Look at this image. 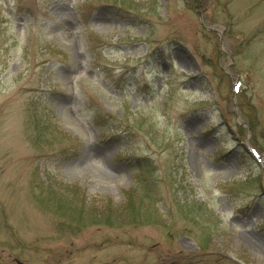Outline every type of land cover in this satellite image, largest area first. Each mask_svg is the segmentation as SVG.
Listing matches in <instances>:
<instances>
[{
	"label": "rangeland",
	"instance_id": "obj_1",
	"mask_svg": "<svg viewBox=\"0 0 264 264\" xmlns=\"http://www.w3.org/2000/svg\"><path fill=\"white\" fill-rule=\"evenodd\" d=\"M192 4L0 0V264H264V0ZM66 188L113 223L121 191L161 210L72 234Z\"/></svg>",
	"mask_w": 264,
	"mask_h": 264
},
{
	"label": "trees",
	"instance_id": "obj_2",
	"mask_svg": "<svg viewBox=\"0 0 264 264\" xmlns=\"http://www.w3.org/2000/svg\"><path fill=\"white\" fill-rule=\"evenodd\" d=\"M189 2L191 4L193 3L192 5L194 6L195 10L200 9L202 11V15L204 17L203 19L206 22H213L212 21L213 18L211 17V14H210L211 12L210 3L212 2V0H189ZM28 113H29V110H28ZM33 118L34 116L32 117V119ZM34 122H37L35 118H34ZM249 124L253 126L251 122ZM94 125L100 131H105V132L119 128L118 122L116 121V119L112 118L111 116H106L104 114L101 115L99 120L95 121ZM38 128H39V131L37 135L34 137V141L31 140V143L34 142L35 143L34 146L39 145L43 147H50L49 145H52V143L48 141L49 134H48L47 128L39 127V125H38ZM119 131L121 132L122 130H120L119 128ZM101 139L104 140L106 138L103 136V138ZM110 139L112 140V137L109 138L108 140ZM115 139L116 140L118 139V142L121 141L118 135L115 137ZM41 141L44 143L42 144ZM124 161L129 162L130 160L124 159ZM139 162L140 161H137V163H135L134 161V164H138ZM146 164L148 163H145V166ZM167 176L168 175H166L165 177ZM40 185L42 186L44 184L41 183ZM34 188L35 189L39 188V185L35 184ZM133 191L134 190L130 189V190L120 192L122 201H124V203H122L121 206L113 210V214L115 216L113 219H114V222L116 223H113V221L108 219V213L110 214V212L107 211L108 210L107 208L103 209L104 212L107 214V216L106 215L104 216L105 217L104 219L99 217L100 214L98 212L101 209H98V210L94 209V211L84 210V207H86L84 195L83 194L73 195L71 193L73 191H69L67 188L62 191L63 195L60 197V199L58 200L59 203L57 204V206H55L52 209V211L54 212V215L61 217L63 219L64 221L63 225L69 230H71L67 232L72 233V234L78 232L75 230H77L79 227H84L87 224H94V223L99 224V225L104 224L108 226H114L113 224H115L116 226L125 225V226H132V227L147 225L150 222L154 223L157 219L158 212H160L161 210L159 207V204H157L156 201L152 199L151 193H149V191L144 190L137 197L133 196V193H132ZM39 194H40V191H39ZM69 197L71 198L69 199ZM131 199H133L135 202L132 203ZM143 201L145 203H143ZM142 205L143 206L145 205V209L143 210L141 209ZM169 253L171 254L169 263L168 261L163 260V261H159L157 264H167V263L168 264H204V263H207V259L200 258L196 260L195 255L193 254L191 255L185 254L181 251H176L174 253L169 252Z\"/></svg>",
	"mask_w": 264,
	"mask_h": 264
}]
</instances>
